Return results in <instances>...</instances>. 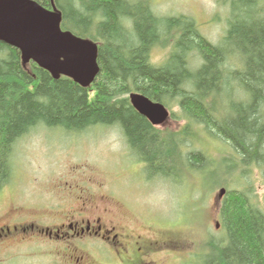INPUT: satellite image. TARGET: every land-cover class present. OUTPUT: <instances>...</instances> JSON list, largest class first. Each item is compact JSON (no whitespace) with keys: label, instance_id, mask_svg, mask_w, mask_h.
Instances as JSON below:
<instances>
[{"label":"trees","instance_id":"16d2710c","mask_svg":"<svg viewBox=\"0 0 264 264\" xmlns=\"http://www.w3.org/2000/svg\"><path fill=\"white\" fill-rule=\"evenodd\" d=\"M37 1L51 7L50 0ZM226 1L228 26L215 44L193 17L158 15L149 0H57L63 28L99 45L101 69L88 88L55 79L33 61L24 65L21 51L0 41V186L9 179L17 140L42 123L68 132L118 126L150 173L169 175L170 165L184 163L212 175L217 169L201 166L205 153L189 145L204 140L202 127L227 144L221 154L236 159L222 174L238 177L211 184L227 192L217 208L224 236L208 238L216 251L208 263L264 264V203L253 178L254 167L264 179V0ZM157 46L169 47L160 65L151 60ZM131 91L178 106L172 117L184 124L153 126L131 104ZM183 147L190 148L185 159Z\"/></svg>","mask_w":264,"mask_h":264},{"label":"rangeland","instance_id":"374dc122","mask_svg":"<svg viewBox=\"0 0 264 264\" xmlns=\"http://www.w3.org/2000/svg\"><path fill=\"white\" fill-rule=\"evenodd\" d=\"M149 1L156 14L189 15L210 41L222 42L232 9L226 0ZM168 52L169 47H155L152 62L162 64ZM198 62L195 59L194 64ZM224 66L229 68L230 61ZM169 108L178 114V106ZM184 122L172 117L162 128L177 130ZM199 131L202 135L198 139L204 140L195 141L197 147L192 142L187 144L205 153L201 166L217 169L215 174L206 176L200 168L184 163L170 165L169 175L152 174L118 126L95 125L82 132H68L62 127L39 124L16 142L9 179L0 187V218L12 209L15 214L29 215L34 211L43 221L53 222L49 219L81 203L78 196L89 194L95 203L107 207L104 220L112 221L118 229L151 237L166 234L177 241L167 255H159L163 264H209L216 251L206 246L208 238L220 240L224 236L216 227L220 200L217 194L222 185L211 188V184L218 183L219 178L233 180V184L238 177L223 175L220 170L236 163V159L221 154L227 144L202 127ZM190 148L181 150V158L187 157ZM225 148L231 150L229 146ZM253 171L256 199L263 204L264 179L254 167ZM92 215L85 217L93 219L102 214ZM78 243L82 244L75 241ZM41 247V252L54 257L56 263L62 258L58 245L45 241L36 249ZM17 252L13 256H23ZM15 263L41 264V259L25 257Z\"/></svg>","mask_w":264,"mask_h":264},{"label":"flooded vegetation","instance_id":"af4514ba","mask_svg":"<svg viewBox=\"0 0 264 264\" xmlns=\"http://www.w3.org/2000/svg\"><path fill=\"white\" fill-rule=\"evenodd\" d=\"M77 198L81 201L77 206L82 207H73L49 219L53 222L43 221L34 211L29 215L15 214L11 209L1 217L0 264H16L25 257L41 259V264H163L159 255H167L177 243L166 234L151 237L118 229L112 221L104 220L107 207L95 203L89 194ZM94 212L102 215L94 220L85 217ZM45 241L59 246L62 258L58 263L41 252L42 247L36 249ZM17 250L16 254L23 256H13Z\"/></svg>","mask_w":264,"mask_h":264},{"label":"water","instance_id":"95a60500","mask_svg":"<svg viewBox=\"0 0 264 264\" xmlns=\"http://www.w3.org/2000/svg\"><path fill=\"white\" fill-rule=\"evenodd\" d=\"M51 4L50 9L37 0H0V41L19 48L24 65L35 61L54 78L65 75L88 87L101 69L98 44L63 30L62 11L55 0ZM130 100L153 124H162L170 116L163 103L142 93L131 92ZM225 192L222 187L218 197Z\"/></svg>","mask_w":264,"mask_h":264},{"label":"bare ground","instance_id":"6f19581e","mask_svg":"<svg viewBox=\"0 0 264 264\" xmlns=\"http://www.w3.org/2000/svg\"><path fill=\"white\" fill-rule=\"evenodd\" d=\"M119 25V24H118ZM159 133V132H158Z\"/></svg>","mask_w":264,"mask_h":264}]
</instances>
